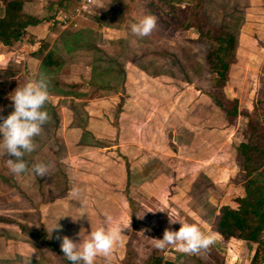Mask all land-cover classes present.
<instances>
[{"label":"rangeland","instance_id":"374dc122","mask_svg":"<svg viewBox=\"0 0 264 264\" xmlns=\"http://www.w3.org/2000/svg\"><path fill=\"white\" fill-rule=\"evenodd\" d=\"M21 1L25 12L50 17L48 23H41L38 38L50 47L58 43L55 53L62 58L63 64L53 75L62 84L72 85V89H66L68 93L74 92L75 85L80 86L76 90L82 92L83 96H50L45 105V108H49L48 104L52 105L50 119L42 125L41 133L34 138V150L26 153L24 160L29 169L35 163H45L48 167L46 176L33 178L29 172L18 178L10 171L7 158L0 156V215L27 228L22 230L15 223L0 222V264H63L61 257L47 248L36 234L40 222L45 227L41 221L40 207L61 195L67 185V174L74 173L81 175L76 179L83 186L80 189L85 190L81 193L82 204L93 205V209L87 210L91 215L96 212L98 219L91 217L88 221L84 214L83 218L75 220L76 232L71 236L68 233L63 235L82 241L97 226L109 224L107 216H111L113 222L123 224L130 217L131 229H124L111 254L107 257L98 255L94 264H123L127 259L134 264H145L148 258L156 254L172 264H216L214 250L217 249L221 251L223 264H249L250 242L247 241L233 240L224 247L216 241L209 247L213 249L192 255L178 251L175 246L157 250L154 239L162 237L166 228H179L178 222L168 223L169 217L196 223L205 233L214 234L213 221L218 208L222 204L234 205V198L243 193L247 177L243 157L235 150V144L243 142L247 145L251 159L247 170L264 167V117L254 114V101L264 82V7H259L264 6V0H205L203 9L212 26L224 23L235 29L234 19L238 20V43L243 27L248 29L241 40L239 59L236 54V60L230 67L229 85L224 90L229 95L228 101H237L240 111L246 110L252 114L250 124L253 130L246 127L247 118L241 114L237 115L234 124H229L224 111L206 94L215 91L205 61L206 45L194 41L197 37L194 28L174 30L166 26L162 16L169 18V15L165 14L166 8L161 1L115 0L113 11L102 22H97L93 16H98L99 10L105 13L112 0H64L60 6L52 9L49 3L54 0ZM150 4L158 7L159 11H151ZM147 14L156 17L157 26L150 36L138 38L126 25L130 20ZM66 28L69 30L64 31ZM80 30L84 33L77 43L65 36ZM24 37L27 40L28 37ZM25 40L23 44L14 45L15 49L10 52L7 49L3 52L8 63L4 64V59L0 58V69L6 66L0 70V116L12 110L10 93L17 86L35 79L40 71V60L31 58L32 47ZM63 42H67L70 49ZM37 46L38 43L34 45L35 48ZM119 62L124 63L123 71L117 65ZM137 64L146 66L150 71L159 70L165 86L171 79H176L179 88L183 89L179 95L186 88L198 91L200 104L202 100L203 104L209 102L211 115L220 116L211 125L212 128L218 126L220 133L212 139H194L190 131H182L181 117H185L182 116L183 108L190 98L183 101L179 97L172 121L166 120L172 127H163L155 122L146 131L151 140L161 142L163 138L164 142L157 147H147L146 143L147 149L156 148L166 158L151 162L141 171L131 167L126 175L127 160L123 159L119 150H125L123 147L127 148L126 145L116 140L114 142L120 145L108 149L113 146L108 138L114 137L117 121L114 127L105 122V125H102L103 122L100 125V122L116 114L121 99L123 104L126 97L125 74L129 80L133 79L129 84L134 94L136 91V97H143L141 94L144 92L136 90L144 80L138 75L141 70ZM94 83L101 84L103 88L97 89ZM107 98L113 100L110 101L114 108H107L104 104L94 107L96 110L90 107V111L86 109L88 102H101ZM161 104L158 99L156 106L162 107ZM148 111L152 119L159 116L155 109ZM203 112L207 116V110ZM90 118H93V122ZM97 120L98 126L95 125ZM128 132L133 133L134 130H123L122 127L118 136L124 137V133ZM78 137L80 141L75 143ZM197 140H204L203 146ZM86 184L89 191L85 189ZM113 197L123 205L124 212L120 209L110 212L104 207L111 205L109 200ZM41 211L48 212L43 208ZM52 225L53 222L49 221L50 229ZM45 230L48 239L59 246L60 242L52 238L54 232L49 234L46 227Z\"/></svg>","mask_w":264,"mask_h":264},{"label":"trees","instance_id":"16d2710c","mask_svg":"<svg viewBox=\"0 0 264 264\" xmlns=\"http://www.w3.org/2000/svg\"><path fill=\"white\" fill-rule=\"evenodd\" d=\"M4 11L0 14V45L11 47L18 43L24 42V36L28 37L25 40L27 43H38L35 50H31V56L40 60V71L37 72L35 79L41 76L45 77L48 82V90L50 95L64 96L70 95L74 97L83 96L82 92L76 90L74 86L71 93L66 92V89H72V85L62 84L53 75L57 73L63 64L62 58L55 53L56 43L49 46L43 39H39L36 35L28 32L27 28L36 26L42 22H49V16L38 17L24 11L23 2L21 0H3ZM64 0H54L49 3L50 9L60 6ZM162 2L165 9V14L169 18L162 16L163 23L174 30H189L196 29L197 37L194 41L201 42L206 45L205 61L208 72L210 74L213 92L206 93L225 113L229 124H234L238 114L247 118L246 127L251 129L252 114L248 111H240L237 101H228L229 98L225 94V87L229 85V72L231 65L236 60V49L238 45V32L240 23L235 20V29L230 28L227 24L220 23L218 25H210L208 17L203 13L205 0H159ZM115 0L109 2L106 12L100 11L98 16H93L97 22H102L108 14L113 11ZM151 11H159L158 7L150 4ZM69 29L66 28L67 31ZM84 31L80 30L74 33L65 35L71 42L77 43ZM68 43L70 40H67ZM66 48L71 46L67 42H63ZM109 62L115 63L113 60ZM124 63L119 62V65L124 70ZM137 66L149 75H160L159 70L150 71L146 66L137 64ZM97 89L103 88L101 84L95 85ZM80 87V86H79ZM78 87V88H79ZM106 89V88H105ZM114 90V88H110ZM50 105V106H49ZM122 99L117 106L115 119L118 117L121 109ZM49 113L53 110L52 105L48 104ZM254 114L259 117H264V82L254 101ZM253 127V126H252ZM252 128L251 130H253ZM235 150L243 157V169L246 172V180L243 185V193L234 198V205L222 204L218 208L213 221V233L216 236V241L223 247L227 246L230 241H247L250 242V257L249 264H262L264 262V167L249 171L247 164L251 159L247 153L246 143L240 142L234 145ZM127 162V161H126ZM0 222L15 223L20 229L27 228L21 223L11 220L0 215ZM37 238L49 249L54 250L60 257L63 264H70L60 252V247L55 241L48 239L45 227L40 222L39 231L36 234ZM213 249V248H208ZM217 249V248H214ZM218 251V252H217ZM214 250V261L216 264H223L221 251ZM123 264H134L130 260H124ZM145 264H172L168 261H163V257L154 255L145 261Z\"/></svg>","mask_w":264,"mask_h":264},{"label":"crops","instance_id":"0c3cea01","mask_svg":"<svg viewBox=\"0 0 264 264\" xmlns=\"http://www.w3.org/2000/svg\"><path fill=\"white\" fill-rule=\"evenodd\" d=\"M259 7L262 8L264 6L261 5ZM3 11H4V1L0 0V14H2ZM247 19H250V18H247ZM247 23L248 22H246V25ZM40 27H42L41 23L36 26L27 28V30L28 32L39 37L38 32L41 29ZM241 31L242 32H240V38H239V43H238L237 52H236L238 59H239V50L241 48V40L243 39L242 37L245 35L244 33L248 32V29L247 27H243ZM28 44L30 47H32L31 50H35L34 45L37 43H33V44L28 43ZM6 49L7 51L10 52L11 50L15 49V46L4 47L0 45V58L4 59V53ZM32 57L33 56H31V58ZM3 63L4 64L8 63V60L4 59ZM138 75L141 78H144V80L142 84L137 86L136 90H138V92H141V93L144 92V94H141L143 97H140V96L136 97L137 95L136 91L134 94L133 93L134 90L130 88V84H129L133 79L129 80V76L125 74L124 93L126 94V97L122 104V107H121L122 110L119 116L117 117V119H115V113H113L112 118H108L107 116L106 119L100 122V125L103 122L102 125H105L106 123L108 126L110 124L112 127H114L113 125L117 121L118 126L117 128H115L116 132L113 135L114 137L108 138L109 139L108 141L110 140L112 141V142L110 141L109 143H111V145L113 146L108 147V149H111V147L120 145L119 142L118 144L114 142L116 140L121 141L122 145H126L127 148L123 147L125 150H121V148L119 149L120 151H122L123 159L127 160V165H125L126 175L131 171V167L134 168V170L137 169L136 171H141V169H143L144 167L149 166L151 162H158V161L160 162L166 158L163 156L162 152H160L159 150L156 151L157 150L156 148L154 150L152 148L150 150L147 149L148 146L150 147L152 145L153 147H157L158 145H160L159 143H161V146H162L164 142H163V138H161V142L156 141L155 139L151 140V137L146 135L147 134L146 131L148 127H153L152 125H154L155 122L161 123V126L163 127H169V128L172 127V124L166 120L172 121V117L179 105V101H180L179 97L183 98V101L190 98L189 101L186 100L188 104L186 103L185 108H183L184 110H183L182 116L184 115L185 117L183 118L180 116L181 119H183V124L181 125L182 131L183 130L190 131L192 137L194 136V139L195 137L198 139L199 138L202 139V137L203 138L208 137L209 139H212L213 137L217 135L218 132L220 133L219 129L217 128L218 126L214 128H212L211 126L212 123L214 124L215 118L218 119L220 116H217V115L214 116L215 114L211 115V112H210L211 108H210L209 102H206V104H203V100H202V104H200L198 100L200 96L197 95L199 94L198 91H194L190 88H186V90H184L182 95H179V91L183 89L179 88L178 86L179 84L177 83L178 81L176 79L175 80L171 79L170 80L171 82L170 83L168 82L170 85L167 83L168 85L166 84L167 86H165L162 83L163 78L162 79L160 78L161 75L152 76V75L147 74L143 70H141ZM163 91L168 92L167 95L162 94ZM50 96L62 98V96H56V95H50ZM168 96H170V99H167V100H170L169 102L166 100ZM158 99H160V101L162 102L161 104L162 107L156 106ZM74 100L77 101L79 99H74ZM110 100L107 98V99H102L101 102L90 101L88 102L86 109L90 111V108L94 109V107L97 108L98 106L100 107V106H103L104 104L106 105L107 108H109V106L114 108V105L111 102L113 100L111 101ZM96 108L94 110H96ZM148 108L155 109L156 113H158L159 116L157 115L156 116L157 118L154 117L153 119L152 117L150 118L148 115V112H149ZM205 109L207 110V116H204L205 114L203 111H205ZM90 121L93 122V118H90ZM167 122L168 124H166ZM98 123H99V120L96 121L95 125L98 126ZM122 127H123V130L129 129V130H134V132L133 133L128 132V134L124 133V137H120L118 136V132ZM79 139L80 137H78L77 140H75V143H78L80 141ZM197 142H200V144L203 146L204 140L202 141L197 140ZM146 143H147V147L145 146ZM149 153H153V154H149ZM67 175H68L67 176L68 180L66 183L67 185L64 187V192L61 195L56 196L52 201H49L46 204L42 205V208L48 212H42L41 211L42 208L40 207V214L42 215L41 221L44 223L48 232L50 230L48 226L49 221L53 222L52 226L56 225V222L61 226L58 231L53 230L54 235L52 237L56 241H59V242L60 240L57 238L58 236H63V234H66V233H68V235L71 236L74 232H76V229L74 226V223L76 224V221H73V219H76V217L79 215L81 211H85L87 213V216L85 214V218L87 220L88 219L90 220L91 217L98 219V214L96 212L93 215H91V212L87 210V208L93 209L92 208L94 207L93 205L91 207L90 205L86 206L82 204L83 197L81 193L85 190L80 189V187H83V186L79 185L76 179L78 177L80 178L81 175H77L76 173L72 175H69V174ZM73 187H77L80 189L79 195L76 198H73L71 195V190ZM85 189H88L87 191L90 190L87 184H86ZM122 191L123 190H121V193ZM107 199L109 200V198ZM109 203H111V205H105L104 207H107V209H109L110 212H113L115 209H120L122 212L125 211L122 208L123 205L117 203L114 197L110 198ZM94 209H96V207ZM83 217L84 215L81 218ZM88 221H86V223Z\"/></svg>","mask_w":264,"mask_h":264},{"label":"clouds","instance_id":"9594fccd","mask_svg":"<svg viewBox=\"0 0 264 264\" xmlns=\"http://www.w3.org/2000/svg\"><path fill=\"white\" fill-rule=\"evenodd\" d=\"M156 26V17L151 14L134 21L130 20L126 25L127 29L138 38L150 36ZM49 98L48 82L45 77L28 80L10 93L12 110L7 115L0 116V156L7 158L10 171L18 178L29 172L33 178L48 174V167L43 162L35 163L29 169L24 156L34 150V138L41 133L42 125L50 119L49 112L45 108ZM79 191V188L73 187L72 197H78ZM84 214L87 216L85 211H81L76 219L70 217L75 221ZM107 219L110 221L109 224L97 226L82 241L80 238L73 240L67 235L57 237L60 240V252L70 264H94L98 255L109 256L114 245L120 241L123 230L131 229L130 217L126 224L113 222L111 216H107ZM177 222L180 225L178 229L166 228L162 237L154 239V247L157 250L175 246L182 253L197 255L205 252L216 242V236L205 233L198 224L169 217V224ZM60 227L56 222V225L49 230V234L53 230L58 231Z\"/></svg>","mask_w":264,"mask_h":264},{"label":"built area","instance_id":"2783aa9c","mask_svg":"<svg viewBox=\"0 0 264 264\" xmlns=\"http://www.w3.org/2000/svg\"><path fill=\"white\" fill-rule=\"evenodd\" d=\"M86 2H90L91 0H85Z\"/></svg>","mask_w":264,"mask_h":264}]
</instances>
